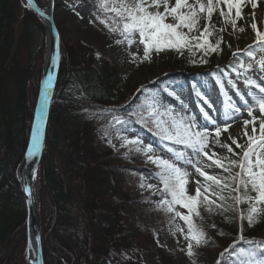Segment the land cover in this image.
Wrapping results in <instances>:
<instances>
[{"label": "snow or ice", "instance_id": "obj_1", "mask_svg": "<svg viewBox=\"0 0 264 264\" xmlns=\"http://www.w3.org/2000/svg\"><path fill=\"white\" fill-rule=\"evenodd\" d=\"M249 6L252 11L246 16L244 9ZM27 7H33V0H27ZM97 7L96 20L109 34L118 37L115 45L125 47L129 62L136 66L150 62L153 55L168 51L181 56L187 51L190 57L199 54L198 61L192 59L190 62L207 63V57L222 53L221 45L227 43L224 33L230 30V34L236 36L250 29L254 34L246 48L232 52L235 63L231 70L237 78L244 76L243 84L248 89L242 93L231 79L228 80V86L235 89L239 97L238 103L228 96L222 78L215 76L221 94L227 97L226 111L222 116H213L202 109L205 122L198 123L194 117L175 111L168 104V97H180L164 86L155 92L147 90V97L128 112L130 119L113 115L109 123L112 127L120 126L116 129L118 133L130 131L128 125L132 123L139 124L171 154L170 158L157 155V149L139 137L117 136L120 148L142 154L146 163L154 166V174L149 178L157 183H148L141 176L139 188L159 197L152 202L154 209L166 215L169 234L177 238L179 251L187 256L189 264H197L199 249L212 242L209 229L216 230L219 236L224 235L215 222H207L213 216L240 222L236 239L218 254L215 264H223L226 254L233 258V264H264V241L247 239L243 234L244 221L252 227L264 216V86L245 75L256 66L264 73V19L259 18L256 11L261 7L259 0H98ZM240 21H246V25L241 26ZM134 45L137 52L131 51ZM141 46L142 55L139 54ZM228 47L232 45L228 44ZM241 52L251 62L245 63L240 58ZM258 52L261 53L259 59L256 58ZM97 58H100L99 53ZM57 60L58 56L53 57V65ZM227 76L228 73L224 72V77ZM52 87L53 76L50 73L43 80L42 106L33 125L27 153L30 157L36 155L41 147L43 108L49 102ZM144 91V86L137 89V92ZM196 96L208 108L213 107L205 93L196 91ZM241 104L248 118L242 121L241 135L233 137L229 129L235 117L241 114ZM224 134H227L226 139L222 141ZM107 143L116 150L111 139ZM217 148L226 150V153L217 152ZM189 166L194 171L190 172ZM214 169L220 172L213 174L209 171ZM32 178H36L35 170ZM24 192L31 203L30 187L25 186ZM229 212L236 215L230 217ZM39 239L37 236V244ZM240 242L249 247H238ZM32 247L34 245L30 243L29 248ZM29 264H34V261Z\"/></svg>", "mask_w": 264, "mask_h": 264}, {"label": "trees", "instance_id": "obj_2", "mask_svg": "<svg viewBox=\"0 0 264 264\" xmlns=\"http://www.w3.org/2000/svg\"><path fill=\"white\" fill-rule=\"evenodd\" d=\"M78 1L91 5L89 0ZM61 7L71 9L70 0H56L55 9ZM56 27L60 34V62L55 101L49 108L39 165L37 212L43 263L143 264L137 259L140 249L154 254L158 249L146 227L130 222L122 215V209L117 208L109 179L99 172L101 168L108 169V159L92 151L91 144L87 149L82 148L80 141L85 131L80 132L75 141L71 140L69 149L65 150L60 144V129L67 122L84 119L82 121L88 123L110 112L124 118L120 109L112 105L119 99L125 79L120 69L103 57L87 59L84 47L74 50L62 44V29L57 24ZM44 35V27L22 0H0V245L3 243L0 264H27L25 215L14 169L26 149L33 119ZM184 54L188 62L200 58L199 54L195 57H190L187 51ZM190 63L195 67L191 75L181 80L184 87H196V82L208 76L216 80L215 76L219 75L224 79V72L236 76L231 70L234 58L210 70L201 66L202 63ZM147 94L139 92L132 103L140 104ZM132 109L127 107L123 113L128 114ZM88 170L93 171L94 179L82 193L83 189L74 186L73 177H83ZM241 207L246 208V205ZM235 215L228 213L230 217ZM207 222H215L224 232L219 236L216 230L209 229V234L224 242L223 249L236 239L238 220L226 221L213 216ZM52 234L57 235L58 244L53 243ZM243 234L247 239L264 241V216L252 227L244 221ZM238 247L249 245L240 242ZM118 250L131 253L134 258L117 262L110 254ZM223 264H233V258L226 254Z\"/></svg>", "mask_w": 264, "mask_h": 264}, {"label": "rangeland", "instance_id": "obj_3", "mask_svg": "<svg viewBox=\"0 0 264 264\" xmlns=\"http://www.w3.org/2000/svg\"><path fill=\"white\" fill-rule=\"evenodd\" d=\"M39 6H45L46 0H36ZM56 3V0H54ZM91 5L86 1L70 0L72 5L71 9L61 7L55 9L53 12L54 21L57 26L62 29V44L66 43L72 46L74 50L80 47H84V57L90 59L97 57L99 53L100 57L113 63L121 71L122 78L125 79L124 86L120 89L119 99L115 101L112 106H116L121 113L125 115L121 118L119 115L110 112L105 116H101L99 119L89 121L88 123L80 119L76 123L67 122L63 129H60L61 146L67 150L72 141L79 136V133L85 131V135L81 138L80 144L82 148H88L91 144L92 151L97 155L105 156L108 159V169L101 168L99 172L102 176L107 175V179L111 188L110 192L115 195L117 208L122 209V215L128 220L135 221L137 225H144L148 235L151 236V240L155 243L158 253H149L147 250L140 249L137 254V259L143 264H189L187 256L179 251L177 244V238L169 234V226L167 223V217L164 213L158 212L154 209L153 201L159 199V197L152 196L148 191L139 188L140 177L143 176L147 179L148 183L156 184L155 179H150L152 172H154V166L146 163L145 157L142 154L129 151L125 148H120V141L117 139L118 135H124L128 138L139 137L142 141L152 144L157 149L156 154L170 158L171 154L167 153L165 147L157 142L151 132L146 128H142L139 124L128 125L130 131L117 132L116 129L120 128L119 125L112 127L110 121L113 120V115L120 117L121 119H129L128 114L123 113L125 109L136 108L139 103H132L134 96L139 92L137 89L144 86L145 92L151 90L153 92L161 90L164 86H167L170 90H174L180 99L168 97V104L174 108L175 111H183L186 115L194 117L198 123L203 124L204 118L202 115V109L208 111L213 116H222L226 111L225 100L227 97L221 94L219 85L215 84L211 78L205 81L197 82V86L193 87L188 85L187 87L182 86L181 80L191 75L193 66L187 60V55L183 56L177 54L174 51H168L161 53L160 55H153L150 62H144L139 66L129 62L130 57L125 47L116 46L114 41L118 38L115 35H111L107 30L103 29V26L96 20V12L98 11L97 3L98 0H89ZM261 7H258V17L264 19V0H259ZM252 11L251 7L244 9L245 15L247 16ZM76 13H79L77 15ZM216 23L219 24V17H215ZM241 26L246 25V21H240ZM60 35V34H59ZM246 36L254 38V34L251 33L250 29H247L245 33H237L236 36H232L229 32L224 33V40L227 43L221 45L223 51L221 54H212L207 57V63H202L201 66L210 70L214 67H220L225 63H230L232 52L239 49H244L249 44L246 42ZM252 42V41H251ZM250 42V43H251ZM228 44L232 47L229 48ZM45 51V42L43 43V53L40 58V74L38 81V88L36 94V101L40 86V78L43 70V59ZM131 51L137 52L138 49L134 45ZM139 54L142 55V46L139 49ZM245 63L251 62L250 58L245 56L242 52L239 54ZM261 53H257V59L260 58ZM245 75L256 79L257 82L264 81V73L260 72L258 66L254 70H250ZM231 79L237 88L242 92L246 93L247 88L244 87L243 79L228 77L223 79L225 84V91L228 96L232 97L234 103L239 102V97L235 94V89L228 86V80ZM200 83V84H199ZM196 91H200L206 94V97L212 102L213 107L208 108L203 102L196 96ZM255 91V90H254ZM214 92V93H211ZM215 94V95H213ZM148 95V94H147ZM147 95L145 97H147ZM166 95V93L164 94ZM247 99H251L247 97ZM55 101V98H53ZM36 104V103H35ZM242 108L241 114L235 117V122L232 123L229 133L233 137H239L242 132V121L247 117V111ZM219 110V111H217ZM108 123V124H107ZM212 126L209 125V128ZM142 128V129H141ZM107 133V134H106ZM226 135L221 136V140L226 139ZM84 139V141H82ZM111 139L113 144L116 145V150L110 147L107 141ZM72 140V141H71ZM230 142V141H229ZM243 142V141H241ZM172 147H179L172 145ZM84 149V150H85ZM217 152L226 153V150L217 148ZM237 151H239L237 149ZM83 152V151H82ZM103 160V161H104ZM19 164V162H18ZM17 164V166H18ZM40 165V161H39ZM36 170V178H32V189L35 194V200L38 209V200L40 193V171ZM17 166L14 169L16 176ZM183 166V165H182ZM190 172L194 171L191 167H188ZM213 174L219 173V169L209 170ZM93 171L88 170L86 175L83 177H73V184L78 190L83 191L92 185L94 178ZM103 179V178H102ZM99 180V178H98ZM194 183L192 188H194ZM95 189V187H94ZM86 192V191H85ZM235 214L234 212H231ZM182 223V222H181ZM213 238L209 246L199 249V254L196 257L197 264H213L218 258V254L223 250L224 242L217 236L210 234ZM153 237V238H152ZM56 234H52V241L54 244H58ZM146 241L148 238L146 237ZM159 241V244L157 243ZM164 245V246H160ZM3 246L1 243L0 247ZM117 262H122L126 258H134V255L127 253L124 250L112 252L110 254Z\"/></svg>", "mask_w": 264, "mask_h": 264}, {"label": "water", "instance_id": "obj_4", "mask_svg": "<svg viewBox=\"0 0 264 264\" xmlns=\"http://www.w3.org/2000/svg\"><path fill=\"white\" fill-rule=\"evenodd\" d=\"M23 2L27 6V0H23ZM30 9V8H29ZM30 11L33 13V15L36 17V19L45 27V51H44V59H43V70L41 73V79H40V86H39V91H38V96H37V101H36V107H35V114H34V119L33 123L31 126V130L29 133V138H28V143L27 147L25 150V153L17 167V181L20 185V190L22 194V199L21 203L25 212V225H26V234H27V254L29 253V250L32 251V256L31 259L28 257L29 261H34V264H43V257H42V251H41V244H40V239L39 243H36V237L39 236L40 238V230H39V222H38V216L36 213V207L33 201V196H32V191H31V203H29V197L27 194L24 192V187L25 186H31V173H24L26 163H27V158H28V148L31 142V134H32V129L33 125L35 123V119L37 114L41 110V93L43 91V80L46 79L48 74H52L53 76V87L49 92V102L47 103L46 106L43 108V135L41 139V147L40 150L37 152V161L36 163L39 162L41 150H42V144L45 136V131H46V126H47V118H48V111H49V106L53 100V92H54V87H55V81H56V76H57V71H58V66H59V33L58 30L55 26L54 20H53V12H54V0H46V5L45 7L39 6L36 4V2L33 0V7L30 9ZM44 13L43 16L40 15V13ZM43 19L46 20L47 26L43 23ZM58 56L57 63L53 65L52 59L53 57ZM31 189V188H30ZM33 244L34 247L29 248V244Z\"/></svg>", "mask_w": 264, "mask_h": 264}, {"label": "bare ground", "instance_id": "obj_5", "mask_svg": "<svg viewBox=\"0 0 264 264\" xmlns=\"http://www.w3.org/2000/svg\"><path fill=\"white\" fill-rule=\"evenodd\" d=\"M257 14H258V11H257ZM42 21L47 26L46 20L43 19ZM251 41H252V38L250 36H246V42L250 43ZM263 85H264V81H263ZM211 93H214V92H211ZM213 95H215V94H213ZM37 155H38V153H36V155L31 156V157L28 156L26 167H25V170H24V173H28V172L31 173V177H30L31 186H30V188L32 190L34 199H35V194H34L33 189H32V172H33V170H35V172L37 170V163H36ZM28 256L31 259V256H32V251L31 250H29Z\"/></svg>", "mask_w": 264, "mask_h": 264}]
</instances>
